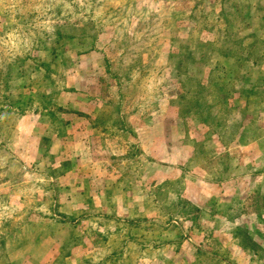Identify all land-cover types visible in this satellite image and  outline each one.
Instances as JSON below:
<instances>
[{
    "label": "rangeland",
    "instance_id": "374dc122",
    "mask_svg": "<svg viewBox=\"0 0 264 264\" xmlns=\"http://www.w3.org/2000/svg\"><path fill=\"white\" fill-rule=\"evenodd\" d=\"M0 264H264V0H0Z\"/></svg>",
    "mask_w": 264,
    "mask_h": 264
}]
</instances>
